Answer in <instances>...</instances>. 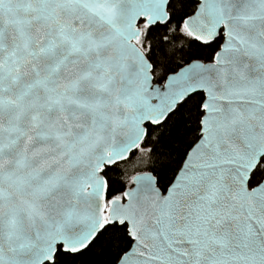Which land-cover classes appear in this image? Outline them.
<instances>
[{
    "label": "snow or ice",
    "instance_id": "snow-or-ice-1",
    "mask_svg": "<svg viewBox=\"0 0 264 264\" xmlns=\"http://www.w3.org/2000/svg\"><path fill=\"white\" fill-rule=\"evenodd\" d=\"M0 264H264V0H0Z\"/></svg>",
    "mask_w": 264,
    "mask_h": 264
}]
</instances>
